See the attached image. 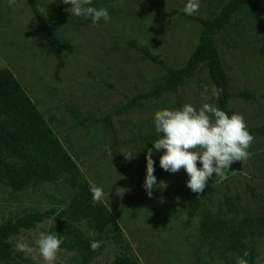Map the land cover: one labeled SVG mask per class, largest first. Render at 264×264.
Masks as SVG:
<instances>
[{
  "label": "rangeland",
  "instance_id": "1",
  "mask_svg": "<svg viewBox=\"0 0 264 264\" xmlns=\"http://www.w3.org/2000/svg\"><path fill=\"white\" fill-rule=\"evenodd\" d=\"M50 1L36 0V3L61 44L60 70L55 72L57 56L48 52L23 0H16L11 6L8 0H0V69H7L19 83L72 158L80 178L91 187L103 189L102 202L112 222L121 229L122 241L120 245L109 242L92 264H113L114 258L124 253V245L129 246L128 254L138 264H238L240 258L248 261V255L244 254H249L252 248L255 264H264L263 237L246 238L239 253L227 250L219 242L198 243V225L205 213L226 218L234 214L227 213L225 195L236 208L235 219L258 213L264 202V138L254 136L248 149L250 157L244 163L232 165L226 178L214 176L209 180L212 190L186 228L183 227L185 201L170 196L176 185L188 189L189 177L183 169L174 174L164 171L159 166L162 152L153 150L157 186L152 197L145 191V181L141 187L137 185L140 178H146V154L153 148L152 142L159 138L154 113L162 109L178 110L185 104L199 109L205 102L200 99L201 92L207 86L210 94L212 88L204 68L179 87V108L175 106V95L165 93L159 99L139 102V109L112 114L127 99L151 90L163 74L157 65L142 59L140 52L129 49L127 42L144 47L170 67L179 68L185 63L197 43L199 24L178 17L158 19L156 14L170 8L182 11L186 1L98 0L108 10L111 20L88 26L65 24L60 18L53 21L48 13ZM261 8L264 17V5ZM209 9L200 0V8L193 16L208 17ZM247 27L248 24L243 26V37L230 44L232 48L225 45L227 39L223 34L215 37V45L230 91H249L254 96L248 101L232 98L230 109L233 114L242 115L247 126L260 127L264 126V97H260L264 95V54H259L260 43L253 38L252 29L245 30ZM207 102L214 104L213 100ZM70 107L81 117L90 115L99 118V122L74 128L67 110ZM110 113V125H107L105 117ZM142 132L156 134L145 149L141 146ZM129 154L134 157L124 156ZM61 179L54 185L21 190L15 197L9 196L7 188L0 185V224L31 210L63 208L73 190ZM52 199L63 204L58 206ZM53 223L54 219L49 217L34 229L21 230L9 238L20 255L17 261L27 259L43 264L37 251L22 252L16 246L22 242L35 249L39 233ZM78 227L84 230L83 224ZM71 255L58 252L55 264H67Z\"/></svg>",
  "mask_w": 264,
  "mask_h": 264
},
{
  "label": "trees",
  "instance_id": "2",
  "mask_svg": "<svg viewBox=\"0 0 264 264\" xmlns=\"http://www.w3.org/2000/svg\"><path fill=\"white\" fill-rule=\"evenodd\" d=\"M115 1V0H111ZM186 1V0H185ZM206 8H210L208 17L188 16L177 8H170L156 14L158 19L172 17L185 18L196 22L200 26V33L197 43L187 57L185 63L179 68L166 65L158 56L152 55L144 47L136 46L135 43L127 42L126 46L141 53L144 60L150 61L163 70L161 79L153 88L145 93L127 99L122 107L115 109L112 114L119 115L122 110L129 111L140 106L141 101L159 99L165 93L175 95V106H179L178 89L201 68L206 70L207 78L211 87L223 89L218 100L213 99L216 107L231 116L233 111L229 107L232 98L244 101L254 98L249 91L231 92L229 79L227 78L222 60L215 45V37L219 34L225 36L227 47L235 44L244 35L243 26L248 32L252 29V36L259 41V54H264V17L261 5L264 0H201ZM31 12L36 28L41 39L48 46V52L57 56V73L63 65L61 44L55 33L52 32L49 24L37 8L36 0H23ZM49 18L53 21H60L75 26H88L91 19L76 17L66 11L70 5L63 4V0H52L48 3ZM91 6L104 8L98 0H92ZM255 33H254V32ZM260 97H264L261 95ZM72 118L74 128H86L89 125L99 122V118L86 115L81 117L76 109H67ZM111 113L105 117L107 125ZM71 127V126H70ZM69 127V128H70ZM250 134L264 138V126L249 127ZM156 134L142 132V147L144 149L155 140ZM114 147L117 140L114 139ZM150 148V147H148ZM151 149V148H150ZM153 149V148H152ZM154 150V149H153ZM120 157L116 158L117 165L120 164ZM143 172V170H142ZM118 173H122L119 166ZM62 178V179H61ZM58 179L70 186L73 194L61 209H48L43 212L31 210L22 215L16 216L13 220L6 219L0 224V264H40L30 260L17 261L20 255L12 247L9 238L19 234L21 230H32L37 224L52 217L54 223L45 231L62 236L63 243L61 251L71 253L67 264H92L93 260L100 256L109 242L120 245L122 231L112 222L110 212L102 200L93 206L91 186L80 178V173L66 149L61 145L56 135L52 132L41 113L30 101L19 83L7 69H0V185L8 190L9 196L17 195L21 190L34 189L45 184L54 185ZM145 179L140 178L139 185ZM212 190L208 183L205 191L198 197L190 189H182L176 185L170 196L185 201L186 219L183 227L186 228L195 217L203 200L207 198ZM58 206L63 204L60 200L52 199ZM224 205L227 213H234L229 218L223 215L205 213L199 221L198 232L199 244H213L219 242L227 250L237 251L245 246L246 238H264V202L259 206L256 215H243L235 219L236 208L229 197L224 196ZM132 217H135L132 215ZM84 225V230L79 225ZM94 230L98 235L94 239L101 241V247L97 251L90 249L88 232ZM124 253L114 258L113 264H138L128 254L129 246H123ZM223 253V251H222ZM248 264H255L256 254L252 248L248 254Z\"/></svg>",
  "mask_w": 264,
  "mask_h": 264
},
{
  "label": "clouds",
  "instance_id": "3",
  "mask_svg": "<svg viewBox=\"0 0 264 264\" xmlns=\"http://www.w3.org/2000/svg\"><path fill=\"white\" fill-rule=\"evenodd\" d=\"M15 2L16 0H8L10 6ZM63 4L70 5L66 11L71 15L90 18L93 24L101 20L108 23L111 20L107 9L91 6L92 0H63ZM199 8L200 0H186L182 11L192 16ZM222 91L223 89L213 86L209 94V89L205 86L200 94V99L205 102L199 109L192 104H185L178 110L162 109L154 113L155 132L159 134V138L152 144L155 151L162 152L159 166L173 174L183 169L189 177L186 187L197 197L205 191L209 180L214 176L226 178L233 163L247 161L250 157L248 149L254 141V136L247 130L248 126L242 115L234 113L229 116L214 104L207 102L218 100ZM153 149H149L146 154L147 174L144 188L149 198L157 186L154 175L155 161L152 159ZM124 156L131 159L134 154ZM90 192L95 206L103 199V189L92 186ZM88 235L92 238L90 249L97 251L102 244L94 239L98 233L90 230ZM34 243L35 249L22 242L17 243L16 247L22 252L37 251L43 264H55L57 254L61 251L62 236L40 232ZM244 255L247 256L248 253ZM238 264H248V261L240 258Z\"/></svg>",
  "mask_w": 264,
  "mask_h": 264
},
{
  "label": "water",
  "instance_id": "4",
  "mask_svg": "<svg viewBox=\"0 0 264 264\" xmlns=\"http://www.w3.org/2000/svg\"><path fill=\"white\" fill-rule=\"evenodd\" d=\"M240 162H235V163H233V165H236V164H239Z\"/></svg>",
  "mask_w": 264,
  "mask_h": 264
},
{
  "label": "flooded vegetation",
  "instance_id": "5",
  "mask_svg": "<svg viewBox=\"0 0 264 264\" xmlns=\"http://www.w3.org/2000/svg\"><path fill=\"white\" fill-rule=\"evenodd\" d=\"M238 165V164H237Z\"/></svg>",
  "mask_w": 264,
  "mask_h": 264
}]
</instances>
